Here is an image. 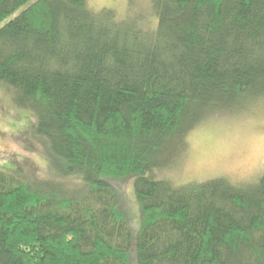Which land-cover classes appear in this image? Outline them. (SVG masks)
I'll return each instance as SVG.
<instances>
[{
  "label": "trees",
  "instance_id": "obj_1",
  "mask_svg": "<svg viewBox=\"0 0 264 264\" xmlns=\"http://www.w3.org/2000/svg\"><path fill=\"white\" fill-rule=\"evenodd\" d=\"M22 7L0 26V81L59 179L0 169V264H264V168L155 174L208 115L264 98V0H153L156 29L89 0H0V24Z\"/></svg>",
  "mask_w": 264,
  "mask_h": 264
},
{
  "label": "rangeland",
  "instance_id": "obj_2",
  "mask_svg": "<svg viewBox=\"0 0 264 264\" xmlns=\"http://www.w3.org/2000/svg\"><path fill=\"white\" fill-rule=\"evenodd\" d=\"M153 0H89L92 8L113 9L119 19L135 17L146 29H156L158 18ZM24 7L3 21L7 22ZM37 117L19 107L14 89L0 81V169L15 172L29 181L59 179L50 171L45 139L36 132ZM184 154L174 166L160 169L156 176L176 185L202 183L226 177L236 183L257 182L264 168V98L246 102L241 108L215 112L190 131ZM116 184V183H115ZM129 210L138 220L139 206L134 181L120 183Z\"/></svg>",
  "mask_w": 264,
  "mask_h": 264
}]
</instances>
